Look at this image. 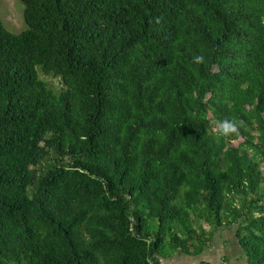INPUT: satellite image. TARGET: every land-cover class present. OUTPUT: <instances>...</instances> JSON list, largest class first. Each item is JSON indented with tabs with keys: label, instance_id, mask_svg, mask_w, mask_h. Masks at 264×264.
<instances>
[{
	"label": "trees",
	"instance_id": "trees-1",
	"mask_svg": "<svg viewBox=\"0 0 264 264\" xmlns=\"http://www.w3.org/2000/svg\"><path fill=\"white\" fill-rule=\"evenodd\" d=\"M20 1L27 30L0 18V264H164L229 227L264 264V0Z\"/></svg>",
	"mask_w": 264,
	"mask_h": 264
},
{
	"label": "rangeland",
	"instance_id": "rangeland-1",
	"mask_svg": "<svg viewBox=\"0 0 264 264\" xmlns=\"http://www.w3.org/2000/svg\"><path fill=\"white\" fill-rule=\"evenodd\" d=\"M0 18L5 26V28L14 34H19L29 28L26 19H25V6L20 0H0ZM40 77L46 81H48L49 85L56 91L60 92L63 89V82H61L59 77H54L52 75H46L40 70ZM152 229H158V222L153 221L151 224ZM225 230V229H223ZM229 230L233 235L236 234L234 227H229ZM227 230V232L229 231ZM229 233L223 231V237L218 238L215 237V241L220 239H226L227 243L232 246L230 239L233 240V237ZM218 234V232H217ZM216 234V235H217ZM230 235V237H229ZM218 249V248H217ZM231 250V248H229ZM219 250V249H218ZM221 250V249H220ZM168 252V251H166ZM169 253V252H168ZM205 254L200 256H187L184 254H176L173 256L168 255L167 258L163 259L164 264H196V261H201L204 258ZM199 264H203L199 262ZM224 264V262H223Z\"/></svg>",
	"mask_w": 264,
	"mask_h": 264
},
{
	"label": "crops",
	"instance_id": "crops-1",
	"mask_svg": "<svg viewBox=\"0 0 264 264\" xmlns=\"http://www.w3.org/2000/svg\"><path fill=\"white\" fill-rule=\"evenodd\" d=\"M223 231L227 232V230ZM223 231L218 233V238L223 237ZM227 233H229V231ZM230 242L232 246L229 242L227 243L226 239H220L217 243L214 242L212 246L204 252V258H202L201 261H196V264H199V262L211 264H223V262L225 264H248L240 247L231 239ZM229 248H231V250Z\"/></svg>",
	"mask_w": 264,
	"mask_h": 264
},
{
	"label": "clouds",
	"instance_id": "clouds-1",
	"mask_svg": "<svg viewBox=\"0 0 264 264\" xmlns=\"http://www.w3.org/2000/svg\"><path fill=\"white\" fill-rule=\"evenodd\" d=\"M199 59V58H198Z\"/></svg>",
	"mask_w": 264,
	"mask_h": 264
}]
</instances>
